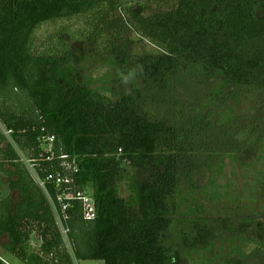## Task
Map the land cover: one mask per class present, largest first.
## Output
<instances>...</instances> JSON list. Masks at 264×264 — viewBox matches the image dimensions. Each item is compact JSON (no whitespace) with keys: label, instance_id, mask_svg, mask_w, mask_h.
I'll return each mask as SVG.
<instances>
[{"label":"trees","instance_id":"16d2710c","mask_svg":"<svg viewBox=\"0 0 264 264\" xmlns=\"http://www.w3.org/2000/svg\"><path fill=\"white\" fill-rule=\"evenodd\" d=\"M152 1L0 0V175L9 180L0 242L24 264H184L183 250L215 256L225 234L258 244L260 255L241 264L264 255V212L252 207L264 198V173L240 200L217 184L226 160L249 168L256 152L264 162V0ZM85 15L88 40L102 43L113 70L109 95L92 87L73 50H33L41 25ZM132 32L160 54H137ZM55 174L72 193L91 194L94 220L80 201H65L63 213L66 187L47 180ZM185 194L195 206L186 220ZM58 215L68 218L66 237Z\"/></svg>","mask_w":264,"mask_h":264},{"label":"rangeland","instance_id":"374dc122","mask_svg":"<svg viewBox=\"0 0 264 264\" xmlns=\"http://www.w3.org/2000/svg\"><path fill=\"white\" fill-rule=\"evenodd\" d=\"M143 1V0H142ZM169 2L176 3L177 0H153L152 4L158 7L160 4ZM134 4L133 0H123V5L125 8H129ZM92 16L85 15L77 17L70 20H58L50 23L41 25L35 32L33 40V50L34 53H44L51 51L52 49L68 50L71 49L78 57L83 58L78 69L84 73V75L90 80L92 87L99 90L105 95H109L108 89L110 88V76L113 70L107 66L104 59L105 50L102 43L99 45H94L88 40V34L91 32L92 28ZM131 39L134 42V48L137 54H160L161 50L153 42L141 37L135 32H132ZM5 133V132H4ZM6 134V133H5ZM7 135V134H6ZM8 137V135H7ZM11 141V140H10ZM17 148V147H16ZM22 160L29 164L26 159V154L22 153L17 148ZM251 157L253 159L246 160L251 163L249 168H239L238 164L229 160L225 162L224 172L221 178H218V186L226 187L230 185L231 190H229V198L236 197L237 200L244 199L248 197L253 191L251 186V177H255V173H264V162L258 159V154L254 152ZM29 166V165H28ZM32 173L34 171L29 167ZM8 179L5 176L0 175V194L7 190ZM210 182V177L208 174L204 176L202 180V185ZM122 196L127 197V187L126 184H122ZM226 188H223L222 192L226 193ZM186 202L181 206V216L179 218L185 219L190 214V210L195 209L193 204L194 201L187 198L184 195ZM239 198V199H238ZM261 201L254 206V210L257 212H264V198H260ZM19 196L16 192L13 193V202L18 203ZM202 204L206 205L211 210L212 214L216 213L218 208L212 202L202 200ZM257 209V210H256ZM249 212H245V214ZM188 214V215H187ZM250 214H253L252 212ZM260 214V213H259ZM264 215V214H261ZM215 219L214 217H211ZM264 218H260L263 220ZM249 244H243L238 237L232 234L220 235L216 241V250L218 253L215 256L209 255L206 250L199 251H189L183 250L182 259L184 264H225V260L230 258L236 264H241L245 262L247 257L253 253H256L258 244H256L253 239ZM7 238H3L0 242V256L7 264H24L16 257L7 253L3 246L7 243ZM254 242V243H253ZM70 252L69 243L67 244ZM33 250L37 251L38 246L34 245ZM258 253V252H257ZM263 253V252H262ZM243 254V255H241ZM260 255L259 253L256 255ZM262 255V254H261ZM75 259V258H74ZM258 263L264 264V255L258 259ZM254 258H251L248 262L250 264H257ZM75 264H105L104 261H81L75 259Z\"/></svg>","mask_w":264,"mask_h":264},{"label":"built area","instance_id":"2783aa9c","mask_svg":"<svg viewBox=\"0 0 264 264\" xmlns=\"http://www.w3.org/2000/svg\"><path fill=\"white\" fill-rule=\"evenodd\" d=\"M6 134L9 136L10 132H6ZM52 142H54V138L50 139V143ZM36 180L39 186L45 190L46 182H43L39 180L38 178H36ZM47 180L54 182L56 187L59 188L60 190L62 189V186L66 187L63 193L58 196V201L59 203H61L63 213H65L67 207L69 206L68 205L69 203L67 202L66 204L65 201L75 200V201H80L82 203L85 220L92 221L96 218L94 200L91 194H89L86 191H80L77 194L72 193L69 187V185L72 184V181L68 177L67 178L62 177L60 174L50 175ZM48 199L51 202V204H53V199L51 198V196L48 195ZM57 219H58V224L60 226L61 232L66 237L68 235V229L65 227V222L68 220V218L67 216L58 215ZM39 244L40 243L36 241V242H33L32 245L33 246L36 245L39 247Z\"/></svg>","mask_w":264,"mask_h":264},{"label":"clouds","instance_id":"9594fccd","mask_svg":"<svg viewBox=\"0 0 264 264\" xmlns=\"http://www.w3.org/2000/svg\"><path fill=\"white\" fill-rule=\"evenodd\" d=\"M132 78V73H129L127 76L122 75V81L127 84L129 80Z\"/></svg>","mask_w":264,"mask_h":264}]
</instances>
